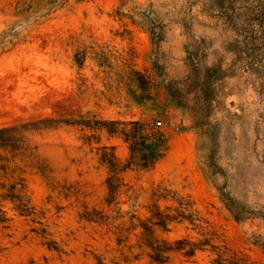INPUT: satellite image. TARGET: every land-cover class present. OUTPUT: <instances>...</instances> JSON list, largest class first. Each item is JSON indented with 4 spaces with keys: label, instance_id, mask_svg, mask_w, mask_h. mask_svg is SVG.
<instances>
[{
    "label": "rangeland",
    "instance_id": "374dc122",
    "mask_svg": "<svg viewBox=\"0 0 264 264\" xmlns=\"http://www.w3.org/2000/svg\"><path fill=\"white\" fill-rule=\"evenodd\" d=\"M180 197L157 236L264 264V0H0V264H214L117 241Z\"/></svg>",
    "mask_w": 264,
    "mask_h": 264
},
{
    "label": "trees",
    "instance_id": "16d2710c",
    "mask_svg": "<svg viewBox=\"0 0 264 264\" xmlns=\"http://www.w3.org/2000/svg\"><path fill=\"white\" fill-rule=\"evenodd\" d=\"M126 124H131V128L127 129L123 127V133L126 135V138L130 141V148L134 149L141 139H145L146 136L143 133L144 125L143 122L139 120H130ZM153 143L158 144L157 141H152ZM133 157L136 155H132ZM114 155L111 154L110 163L111 166L114 163L111 161ZM156 155L155 153L146 154L140 159H143V166H149L154 161ZM132 159L130 160V162ZM115 180L117 177L115 173L111 174L107 178L108 184V193L109 199L112 198V195L115 193ZM180 207H165L160 208L158 205L154 204L147 209V214L141 218L137 217L136 221H133L134 214L129 217V224L125 227H121L117 234V241L124 242L129 238V234L133 230L138 229L137 232H133L136 236L137 246L147 251L148 255L157 262H165L168 260L170 254L173 251H181L186 257H193L198 250L205 249L206 246H210L212 250H215L216 257L213 260L214 264H247L246 261L241 260V258H235L234 254L228 253L227 247H221L220 245L215 244L212 241L210 236L204 235L201 238L193 239L190 237H180L176 238L173 241L167 240L157 236L156 229L162 228L164 230H169L171 223L174 221H187L196 227L199 225L197 222L199 217L196 215V212L191 209L189 205V199L180 197L179 198ZM236 211V209H235ZM237 216H239V211H236ZM118 214L111 216L116 219ZM112 220H107V217H104L103 220H107L111 226L117 227ZM124 231V232H123ZM132 246V245H131Z\"/></svg>",
    "mask_w": 264,
    "mask_h": 264
},
{
    "label": "built area",
    "instance_id": "2783aa9c",
    "mask_svg": "<svg viewBox=\"0 0 264 264\" xmlns=\"http://www.w3.org/2000/svg\"><path fill=\"white\" fill-rule=\"evenodd\" d=\"M160 122V121H159Z\"/></svg>",
    "mask_w": 264,
    "mask_h": 264
}]
</instances>
